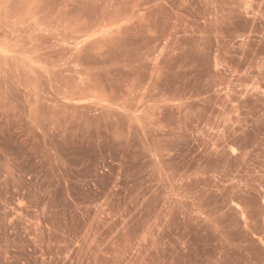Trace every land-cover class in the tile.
<instances>
[{
    "label": "rangeland",
    "instance_id": "1",
    "mask_svg": "<svg viewBox=\"0 0 264 264\" xmlns=\"http://www.w3.org/2000/svg\"><path fill=\"white\" fill-rule=\"evenodd\" d=\"M0 264H264V0H0Z\"/></svg>",
    "mask_w": 264,
    "mask_h": 264
}]
</instances>
